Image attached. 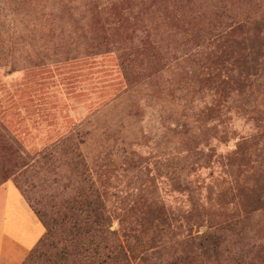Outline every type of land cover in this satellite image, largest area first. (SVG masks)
I'll use <instances>...</instances> for the list:
<instances>
[{"label":"rangeland","instance_id":"374dc122","mask_svg":"<svg viewBox=\"0 0 264 264\" xmlns=\"http://www.w3.org/2000/svg\"><path fill=\"white\" fill-rule=\"evenodd\" d=\"M0 162L103 218L22 264H264V0H0Z\"/></svg>","mask_w":264,"mask_h":264},{"label":"crops","instance_id":"0c3cea01","mask_svg":"<svg viewBox=\"0 0 264 264\" xmlns=\"http://www.w3.org/2000/svg\"><path fill=\"white\" fill-rule=\"evenodd\" d=\"M44 234L16 186L10 181L0 186V264H22Z\"/></svg>","mask_w":264,"mask_h":264},{"label":"trees","instance_id":"16d2710c","mask_svg":"<svg viewBox=\"0 0 264 264\" xmlns=\"http://www.w3.org/2000/svg\"><path fill=\"white\" fill-rule=\"evenodd\" d=\"M13 147L14 146H12V148ZM18 151H19V149H15L14 153H18ZM7 163L6 162L5 163L4 162H0V186H2L4 183L8 182V179L12 175V173L10 172L11 168L6 166ZM16 188L21 193L20 189L17 186H16ZM21 195H22V193H21ZM70 210H71V212H72V210L77 211L74 208H71ZM68 212H69V209H68ZM34 213L36 214V216L38 217V219L40 220V222L44 226L45 234L40 239L38 244L30 251L29 254H31V253L39 254V252H42L45 249H47L49 246L53 245L52 239L55 238V236L59 237L58 241L56 243L57 245L62 243V242H64V241H66V240L62 241V239H60L64 230H66L68 232L70 230H75V232H77V230H79L80 228H82V230H86V229L88 230V228L92 226L91 225L92 223L97 225V227L101 226L103 224V218L101 216H99L98 214L92 215L91 212H89L90 213L89 216L87 214L88 218H86V220L83 223H81L80 220H72V218L68 217V215H67V217H64L60 222H58V221H51V222L43 221V220H41L39 218V216L37 215L36 212H34ZM75 214L78 215L77 212ZM89 219L91 220L90 224H89ZM62 252H63L62 253V255H63L64 251L62 250ZM102 254L104 255V252H102ZM29 257H28V261L30 260ZM107 259L110 260V262H112L113 264H128L126 253L124 252L123 249H121V247L120 248L119 247H115V249L111 251V254L107 253V257L106 256H105V258L103 257L102 258V262L99 263V264H106Z\"/></svg>","mask_w":264,"mask_h":264}]
</instances>
